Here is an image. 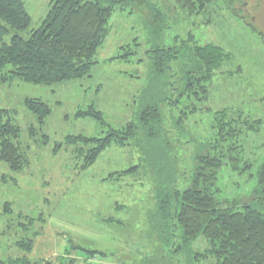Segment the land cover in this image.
<instances>
[{"label":"rangeland","instance_id":"obj_1","mask_svg":"<svg viewBox=\"0 0 264 264\" xmlns=\"http://www.w3.org/2000/svg\"><path fill=\"white\" fill-rule=\"evenodd\" d=\"M21 1L30 17L21 33L27 38L51 0ZM213 3L191 16L175 0L159 1L168 29L155 37L143 17L116 7L87 76L51 85L0 82V110L17 126L14 143L25 159L17 172L0 161V260L22 256L16 244L29 240L27 257L37 264H58L60 257L74 264H212L190 261L208 248L203 239L175 251L155 235L152 216L164 195L192 182L197 156H214L209 139L219 128L226 133L231 120L236 136L224 151L236 150L238 170L224 159L214 188L219 197L249 203L264 161V0H233L228 9L221 8L225 0ZM189 38L224 54L204 88L198 79L184 82L181 55L162 80L152 69L154 47L183 53ZM27 100L42 102L46 117L31 112ZM151 104L162 105L157 141L137 130L140 112ZM112 134L132 136L115 138L85 167L93 141ZM83 248L110 257L90 258Z\"/></svg>","mask_w":264,"mask_h":264},{"label":"trees","instance_id":"obj_2","mask_svg":"<svg viewBox=\"0 0 264 264\" xmlns=\"http://www.w3.org/2000/svg\"><path fill=\"white\" fill-rule=\"evenodd\" d=\"M159 1L162 0H51L50 9L40 27L28 32V37L24 38L21 33L29 28L30 17L22 1L0 0V82L15 78L34 85H51L87 76L95 64L98 49L108 35L109 21L115 8L139 14L155 37L163 29H168ZM217 1L175 0V4L188 15L196 16L216 6L213 2ZM232 3L233 0H225L221 8H231ZM10 30L14 34L8 43H3V37ZM189 39L191 47H182L183 56L180 49L154 47L150 51L152 69L162 80L172 61L181 55L185 60L181 71L184 82L198 79L200 88H204L202 82L210 80L224 54L216 46L199 47L192 43V38ZM41 103L27 100L29 110H33L39 119L48 114L46 106L41 107ZM34 105H38L37 109ZM161 106L147 105L139 114L137 130L147 139L157 141L162 137ZM218 116L220 120L223 117L222 114ZM9 117L7 111L0 110V161L17 172L25 164V159L14 143L19 130ZM229 122L223 125L226 133L223 127L219 128L216 138L209 139L213 142L214 156H197L192 182L175 190L172 195H164L159 201L152 216L155 219L153 230L161 240L172 242L175 251L203 239L208 248L190 258L195 263L211 259L212 264H264V161L254 174L257 184L249 203L220 198L218 191L214 190L225 158L228 163L233 162V171L238 170L233 159L236 150L230 147L224 151L226 143L236 136L235 129L231 127L233 121ZM128 136L132 135L116 137L112 134L93 141L96 145L87 155L85 167L92 165L115 138L116 141H123ZM224 154L229 157H223ZM172 205L174 214L170 211ZM32 247L29 240L16 244V248L24 254L20 257L9 255L0 260V264H37L27 257ZM80 250L90 258L110 257L91 248ZM65 259L60 257L56 260L58 264L76 263ZM84 264L97 263L88 261Z\"/></svg>","mask_w":264,"mask_h":264}]
</instances>
